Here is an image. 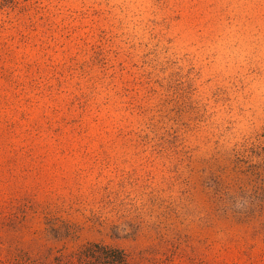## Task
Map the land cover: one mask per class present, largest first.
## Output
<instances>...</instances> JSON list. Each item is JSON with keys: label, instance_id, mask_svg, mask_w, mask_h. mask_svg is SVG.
Listing matches in <instances>:
<instances>
[{"label": "rangeland", "instance_id": "rangeland-1", "mask_svg": "<svg viewBox=\"0 0 264 264\" xmlns=\"http://www.w3.org/2000/svg\"><path fill=\"white\" fill-rule=\"evenodd\" d=\"M262 133L264 0H0V264H264Z\"/></svg>", "mask_w": 264, "mask_h": 264}, {"label": "trees", "instance_id": "trees-1", "mask_svg": "<svg viewBox=\"0 0 264 264\" xmlns=\"http://www.w3.org/2000/svg\"><path fill=\"white\" fill-rule=\"evenodd\" d=\"M238 171L249 176L253 197L258 206L264 208V133L254 141L238 145ZM73 264H128L122 250L101 244H88L74 253ZM55 264H70L58 261Z\"/></svg>", "mask_w": 264, "mask_h": 264}]
</instances>
